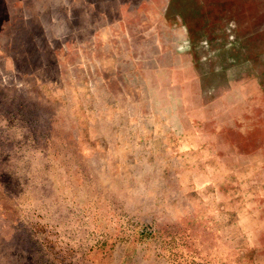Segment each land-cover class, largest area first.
I'll return each instance as SVG.
<instances>
[{"label":"rangeland","instance_id":"obj_1","mask_svg":"<svg viewBox=\"0 0 264 264\" xmlns=\"http://www.w3.org/2000/svg\"><path fill=\"white\" fill-rule=\"evenodd\" d=\"M0 264H264V0H0Z\"/></svg>","mask_w":264,"mask_h":264}]
</instances>
